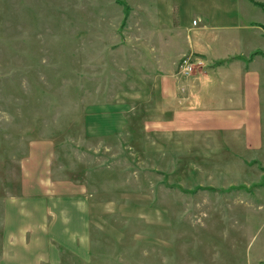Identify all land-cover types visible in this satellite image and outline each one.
<instances>
[{"label":"rangeland","instance_id":"rangeland-1","mask_svg":"<svg viewBox=\"0 0 264 264\" xmlns=\"http://www.w3.org/2000/svg\"><path fill=\"white\" fill-rule=\"evenodd\" d=\"M176 14L170 0H0V245L22 160L46 139L55 178L88 200L86 258L56 264H264V153L159 125Z\"/></svg>","mask_w":264,"mask_h":264},{"label":"crops","instance_id":"crops-1","mask_svg":"<svg viewBox=\"0 0 264 264\" xmlns=\"http://www.w3.org/2000/svg\"><path fill=\"white\" fill-rule=\"evenodd\" d=\"M170 2L176 5L178 24L171 26L177 29L181 52L161 65L159 108L170 114L162 117L160 127L169 133H230L239 150L264 153V56L255 54L264 53L263 9L251 0H207L195 9L185 1ZM185 54L202 57L204 68L189 77L178 75ZM53 148L43 139L22 160L20 195L4 206L0 264H56L62 251L86 258L85 186L55 178Z\"/></svg>","mask_w":264,"mask_h":264},{"label":"built area","instance_id":"built-area-1","mask_svg":"<svg viewBox=\"0 0 264 264\" xmlns=\"http://www.w3.org/2000/svg\"><path fill=\"white\" fill-rule=\"evenodd\" d=\"M204 65L205 60L202 57L194 56L193 54H185L178 61L177 74L182 77H189L196 70L204 68Z\"/></svg>","mask_w":264,"mask_h":264},{"label":"trees","instance_id":"trees-1","mask_svg":"<svg viewBox=\"0 0 264 264\" xmlns=\"http://www.w3.org/2000/svg\"><path fill=\"white\" fill-rule=\"evenodd\" d=\"M251 1H252L255 5H257L258 7L262 8L263 11H264V3L257 2V1H254V0H251ZM174 21H175V20H174ZM255 53H259V54H261V55L264 56V53H262V52H255Z\"/></svg>","mask_w":264,"mask_h":264}]
</instances>
